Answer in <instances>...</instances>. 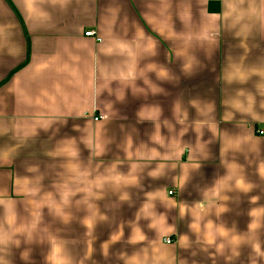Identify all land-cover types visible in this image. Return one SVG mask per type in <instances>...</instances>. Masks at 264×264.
<instances>
[{"label":"crops","instance_id":"1","mask_svg":"<svg viewBox=\"0 0 264 264\" xmlns=\"http://www.w3.org/2000/svg\"><path fill=\"white\" fill-rule=\"evenodd\" d=\"M0 264H264V0H0Z\"/></svg>","mask_w":264,"mask_h":264},{"label":"built area","instance_id":"2","mask_svg":"<svg viewBox=\"0 0 264 264\" xmlns=\"http://www.w3.org/2000/svg\"><path fill=\"white\" fill-rule=\"evenodd\" d=\"M85 36H86V37H95V34H94V32H92V31H88V32L85 33ZM96 40L99 41L98 38H96ZM101 117H102V116H100V115H99V116H94L93 119H94V120H98V119H100ZM257 133H258V134H263V132H261V131H258ZM169 194L172 195V194H173V191H170ZM164 242H165L166 244H171V243H172V241H171L169 238H166V239L164 240Z\"/></svg>","mask_w":264,"mask_h":264}]
</instances>
